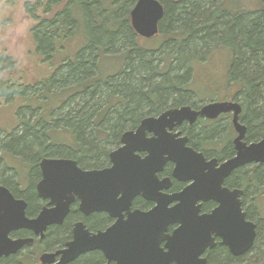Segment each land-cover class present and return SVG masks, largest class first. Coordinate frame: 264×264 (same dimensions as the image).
<instances>
[{
    "label": "trees",
    "instance_id": "trees-1",
    "mask_svg": "<svg viewBox=\"0 0 264 264\" xmlns=\"http://www.w3.org/2000/svg\"><path fill=\"white\" fill-rule=\"evenodd\" d=\"M60 1L61 7L44 15L46 17L42 22L44 30L40 31L38 27L37 36L39 39L35 40L38 42V48L45 50V54L49 53L52 46L56 43L52 42L55 39H59L64 30L70 31L76 21L78 22L76 25L87 27L86 31L89 41L88 43L84 42L73 58L63 59L66 60L65 63H62V60V64L60 63L57 66L53 74L46 81L41 80L40 83L43 87L50 88L51 85L58 81L73 82L72 85H78L83 81L76 87V89H81V95H72L70 98L77 96L83 102H90L91 100L96 105L101 104L98 110L95 111L100 122L94 120L96 115L94 116L93 114L95 112H89L88 109H84L83 105L72 107L70 110L72 113L58 115L53 120L54 123L62 122L64 124L63 129L70 134L73 141L72 144L75 146L68 143L67 145L54 144L49 135H47L49 128L46 130L44 128V124L49 125L51 123L43 122V118L36 120L37 122L32 125L27 123L28 128L32 129L30 136L14 137L8 142L13 141L15 149L23 148L25 151L27 150L28 161H31L28 166L32 167L34 176L36 175L34 156H51V153L61 154L66 152L69 153L66 156L73 157L78 163H82L85 159L88 163L98 164L106 155L104 151L105 142L95 138V133L92 134L93 130H98L100 134H103L105 130H109V135L114 137L127 125L129 129H132L136 126L138 119L144 117L142 116L144 112H147L148 115L150 113L152 115L158 114L161 109L160 106H162L161 103L165 101V97L168 94L175 95V102L170 107L186 103L184 101L185 95L194 92L184 89L187 84L184 79L185 75L190 73V67L184 65V62L189 60V57L185 54L188 51L198 52L197 48L200 45H208L212 41H219L218 43L223 44L225 47L227 46L231 51V63L224 77L223 86L228 85L232 88H238V91L232 96L238 99L243 107L241 120L247 126L246 140L251 141L264 134V9H261L260 12L258 10L245 9L233 10L232 8H226L223 0H177L175 2L170 1L171 6L167 4V1L163 3L160 0L163 7L164 5L165 7L163 16L158 24V32L155 35L159 34L161 30L163 32L165 27L167 29L176 27L178 35L173 34L172 36H178L177 38H180L178 40L181 41H177L176 38L170 39L169 47L164 48V50L168 52L172 61L174 55L183 56L182 58L180 57L181 59L178 58L180 60L178 61L180 63L178 71H182L181 74L173 72L174 75L173 77L171 76V81L169 82L167 81V76L173 70L171 63L169 62L167 68L164 66L159 68L157 63H153L150 60L154 59L152 56L156 52L148 51L138 46L135 48L130 43L133 37L136 36L134 38L136 39L141 36L135 33L130 23L129 10L132 8V4L121 14L120 9L129 0H110L112 4L117 6V10L114 13L106 12L98 5L97 9L90 13V16H87L85 6L93 0ZM74 10L79 11L78 16L74 14ZM49 14L50 17H48ZM113 21L118 22V26H116L114 31L109 30L107 27V23ZM108 26L112 28V25ZM188 42H193L192 50H189V45L186 46ZM116 44L130 46V50H134L132 51L134 56H137L134 57L137 61H132L130 68H125L118 77H102V79H100L101 77H95L85 80L87 76L96 75L97 56L98 58L106 57L108 55L106 52L114 48L117 49ZM94 48H98L101 51V55L95 51L92 52ZM156 55L160 54L157 53ZM127 58H129V55H127ZM142 68L146 71L152 69L145 74ZM59 71H62L60 75H58ZM157 72L160 73L158 74ZM151 73L160 77L158 82L154 81ZM4 83L7 85L9 81ZM152 83L155 85L150 86ZM13 85L10 86L14 87ZM200 91V88L197 89V94ZM113 100L117 102L110 103ZM106 119L114 120L115 122L110 124L112 125L111 127L106 129L104 126L102 129L101 127ZM255 123L257 126L256 130L251 131L250 128ZM194 127L191 133L192 136L188 137L191 140L190 144L195 148H199L203 142L206 143L212 138L217 124L212 123L207 129L198 128L196 125ZM256 132L259 133L257 134ZM113 140L114 138L110 142ZM99 144L103 146L100 150H98ZM7 145L6 142L5 146ZM226 148L227 145L223 149L225 152ZM13 151L12 153L23 157V155L17 153L20 151ZM71 152H75L77 155H72L70 154ZM2 167L0 166V176H3ZM245 176L247 174L242 175V178ZM242 181L246 182L247 178H243ZM65 223L61 227L50 228L49 231L54 232L52 234L54 241L60 240L66 234L65 229H63L66 225ZM257 237L262 238L264 241V220H260L257 224ZM253 248H256L255 241L253 242ZM256 249L253 253L249 252L241 257H234L224 247L213 248L208 255L209 264H234L238 261H240L239 264L244 261L249 264H264V244ZM87 256L83 260L90 263L98 260L95 254H91L92 259L87 258Z\"/></svg>",
    "mask_w": 264,
    "mask_h": 264
},
{
    "label": "water",
    "instance_id": "water-1",
    "mask_svg": "<svg viewBox=\"0 0 264 264\" xmlns=\"http://www.w3.org/2000/svg\"><path fill=\"white\" fill-rule=\"evenodd\" d=\"M163 13L164 7L159 0H135L129 12L131 26L137 35L150 38L158 32ZM241 110L240 102L229 100L206 103L198 110L184 104L167 108L156 116H146L134 130H125L121 134L122 145L108 153L111 166L100 171L82 170L72 159L42 158L38 162L42 179L36 184V190L39 196L49 198V203L55 206L43 208L36 217L28 218L24 213L25 201L15 199L6 187L0 185V254L15 252L29 240L11 239L8 236L11 230L28 228L34 233H43L48 225L60 223L68 211L72 193L79 194L81 188L87 187L90 190L89 196L81 195V207L110 210L107 197L99 193L102 187L107 191V175L112 177L115 205L121 204L112 213L118 216V220L112 228L97 235L83 233L81 225L76 224L75 228L80 235L74 231L73 240L63 250L61 264L72 260L80 252L95 248L102 249L116 264H134L129 258L131 254L139 255L140 264H206V259L200 255L207 246L213 245L210 232L221 236L223 242L229 245L232 254L244 253L253 244L255 224L244 219L245 212L240 208L237 191L230 192L220 187L223 176L233 169L252 162H264V137L257 141L245 140L247 127L239 120ZM228 111L233 113L231 121L236 135L232 144L235 153L224 160L216 171L211 169L210 164L202 163L204 158L201 153L185 146L186 136L174 139L179 133L176 132L174 136L169 134L168 129L183 121L192 124L198 116L214 118ZM146 132H152L153 136L144 138ZM132 141H135L134 146L131 145ZM135 150L147 151L148 155L144 160L136 159ZM155 158L157 164L153 170L158 171L166 161H171L174 164L173 176L183 181L195 178V173H202L205 168H209V172L217 176L215 185L208 189L206 196L203 195L205 189L202 183L198 186L192 183L172 194L150 195L147 198L156 201V206L149 211H135L127 220H122L121 212L127 209L133 195L148 188L149 185L143 184L141 176L145 173L142 169ZM62 173L73 176L66 187L69 190L67 196L61 194L64 187ZM99 175L103 177V184L96 182ZM163 181L161 187L167 188L169 179L164 178ZM224 193L234 195L235 201L226 198ZM119 194L121 196L118 197ZM198 198H212L219 204L212 213L198 215V207L195 206ZM173 200L178 202L168 208L167 204ZM172 223H178V227L166 234L167 226ZM231 223H237L238 226L231 228ZM154 235L157 238L152 243L151 238ZM162 240H165L166 251L157 255L146 252L147 249L158 246V242Z\"/></svg>",
    "mask_w": 264,
    "mask_h": 264
},
{
    "label": "rangeland",
    "instance_id": "rangeland-1",
    "mask_svg": "<svg viewBox=\"0 0 264 264\" xmlns=\"http://www.w3.org/2000/svg\"><path fill=\"white\" fill-rule=\"evenodd\" d=\"M166 1L167 4L171 6L170 1L175 2L177 0H162L163 3H166ZM134 2L135 0H129V2L125 3L124 7L120 9L121 14L124 13L131 4L133 6ZM223 2L226 8H232L233 10L245 9L258 10L260 12L261 9H264V0H223ZM98 5L106 12L114 13L117 10V6L112 4L110 0H93L85 6L87 16H90V13L96 10ZM59 7H61L60 0H0V166H3V176H0V183H5L10 188L15 187L16 183H18L21 188H27L30 184L33 185L37 180V176L33 179L32 167L28 166L31 161H28L29 156H27V150L25 151L23 148L15 149L13 141L8 142L14 137L19 138L18 136L24 135L27 137L30 136V131L32 129L28 128L26 125L27 123L32 125L43 118V122L51 123L49 125L44 124V128L45 130L49 128L47 130V135H49L54 144L67 145L68 143L75 146L72 144L73 141L71 140L70 134L66 133L63 129L64 124L62 122L54 123L53 120L60 114L66 115L69 112L72 113L70 110L76 105H83L84 109H88L89 112L97 111L101 105H96L91 100L90 102H83L77 97L81 95V89H76V87L83 81L78 85H72L73 82L66 83L58 81L51 85L50 88L43 87L40 83L41 80L46 81L47 78L53 74L54 70L63 59L73 58L84 42L86 41V43H88L89 41V36L86 31L87 27L76 25L78 23L76 21L70 31L67 29L64 30L60 38L52 42L56 43L52 46L49 53L45 54V50L38 48V42L35 40L39 39L37 36L38 27L40 31L44 30V25L42 23L43 19L46 18L44 15L53 12ZM74 14L78 16L79 11L74 10ZM48 17H50V14ZM113 22H106L108 29L112 31L118 26V22ZM108 25H112V28ZM177 31L178 29L176 27L172 29H167V27H165L163 32L161 30L159 34L153 37H137L134 39L135 36L130 42L135 48L138 46L139 48L156 52V54L159 53L160 55L154 54V56H152L154 59H150L153 63H157L159 68L161 66L167 68L169 62L171 63L173 70H171L167 76V81L169 82L171 81V76L173 77L174 75L173 72H179V75L182 72L178 71V67L180 66L178 61H180L179 59L183 56L179 54L174 55L172 61L168 52L164 50V48L169 47L170 39L176 38L177 41H181L178 40L180 39L177 38L178 36H172L173 34L178 35ZM119 34L122 35L121 33ZM62 36H64V38H62ZM218 42L219 41H212L208 45H200L197 48L198 52L188 51L185 54L189 57V60L188 62H184V65L190 67V73L185 75L184 79L187 84L184 89H189L194 92L185 95L184 101L186 104L199 106L211 100L231 99V97H233L232 95L238 91L236 87L232 88L228 85L223 86V80L231 63L232 55L227 46L225 47ZM188 45L189 50H192L193 42L186 43V46ZM116 47L117 49L114 48L106 52L108 53L106 57L98 58L97 56L96 78L118 77L122 73L121 71L125 68H130L132 61H137V59L134 58L137 56H134L132 52L134 50H130V46L116 44ZM116 50L118 51L116 52ZM94 51L101 55V51H99L98 48H94L92 52ZM127 55H129V58H127ZM65 61L66 60H63L62 63H65ZM151 69L146 71L142 68L145 74L149 73ZM61 72L62 71H59L58 75H60ZM160 72L157 73L159 74ZM152 73V78L155 82H158L160 77ZM88 78L93 79L95 76H87L85 80ZM7 81H9L10 85L14 84V87L9 84L6 85L4 82ZM154 85L155 84L152 83L150 86ZM199 88L201 91L197 94V89ZM214 89L218 90L215 92ZM72 95L77 96L70 98ZM174 96V94H168L165 97L166 99L161 103L162 106H160L161 109L159 112L173 106L172 104L175 102ZM234 100L239 101L235 98ZM116 102V100H113L110 103ZM93 115H96L94 120H98V114L95 112ZM149 115H152V113ZM142 116H148L147 112H144ZM139 120L140 118L138 121ZM98 122L100 121L98 120ZM114 122V120L106 119L101 128L103 129L105 126L107 129L111 127L112 125L110 124ZM212 123L217 124V128L212 138L206 141V143L203 142L200 147L209 154H219L220 151L218 150L225 149L227 145L225 156L231 155L233 152L232 139L236 135L231 121L228 122L226 119H221L217 122L199 120L194 124H196L198 128L207 129ZM256 127L255 123L254 126L250 128L251 131L256 130ZM128 129L127 125L114 137L109 135V130H105L103 134H100L98 130H93L92 134L95 133V138L105 142L104 151L106 155H104V158L98 164L88 163L84 159L81 165L86 167L107 164L108 153L118 143L120 134ZM259 132L256 133L258 134ZM262 137H264V134L252 139V141H257ZM112 138H114V140L110 142ZM107 140H109V142H107ZM6 142L8 144L7 146H5ZM102 147L103 146L99 144L98 150ZM12 149L20 151L17 153L23 155L24 158L18 154L12 153ZM66 154L69 153H51L52 157L66 156ZM70 154L77 155L75 152H71ZM42 156L43 155L34 156L33 159L36 163V167L38 160ZM5 166L12 169H6ZM29 174L32 177H30ZM240 174L241 176L247 174V176L243 177L247 178V181H242V183L245 185L243 189H245V197L248 202L244 203L243 207L247 210L249 215H252L255 223L258 224L260 220H264V164H260L259 167H253V169L248 165L240 171ZM52 244L53 243H47L48 246ZM263 244V239L257 237L255 240L256 248ZM256 248L252 249V253L254 250H257ZM20 261H24V259ZM241 264L249 263L244 261Z\"/></svg>",
    "mask_w": 264,
    "mask_h": 264
},
{
    "label": "flooded vegetation",
    "instance_id": "flooded-vegetation-1",
    "mask_svg": "<svg viewBox=\"0 0 264 264\" xmlns=\"http://www.w3.org/2000/svg\"><path fill=\"white\" fill-rule=\"evenodd\" d=\"M64 38V36H62ZM96 77V75H95ZM218 89H214L216 92ZM229 100H234L233 97L231 99H223V100H211L208 102H204L199 106H195L193 104H190V106L198 110L201 108L202 105L210 102H220V101H229ZM236 101V100H235ZM186 103H183L181 105H184ZM179 105V106H181ZM189 105V104H188ZM242 105V104H241ZM159 114V113H158ZM243 114V107L242 110L239 114V120H241V116ZM157 115V114H156ZM232 111L228 112H223L220 113L218 116L214 118L210 117H204V116H198V118L195 120V122H198L199 120H204V121H212V122H217L221 119H226L228 122L232 120ZM198 120V121H197ZM140 120L137 122L136 126L139 124ZM194 122V123H195ZM190 124L187 121H183L181 124L174 126L171 129H168L169 134L173 135L178 132L179 134L174 136V139L180 138L181 136H186L187 140L185 141V146L191 147L193 150H195L198 153H201L203 155V162H206L204 164H210L213 169V171H216V169L219 168L220 164L232 157L235 153L233 144H232V149L233 152L229 156H225V151L223 149H220L219 154H209L208 152L202 150L201 147L195 148L190 144V139L188 136H192V131L195 128L194 126L196 124ZM243 123V122H242ZM232 124V121H231ZM245 124V123H244ZM135 126V127H136ZM129 129V130H134L135 129ZM247 127V126H246ZM234 129V128H233ZM247 131V130H246ZM122 134V133H121ZM118 139V143L114 146V149L118 148L120 144V137ZM153 136L152 132H146L145 135L143 136L144 138H151ZM233 140V139H232ZM246 140V136H245ZM247 141V140H246ZM252 141V140H251ZM135 141L131 142V145L134 146ZM136 145H139L136 144ZM111 150V151H112ZM134 154L136 157L134 158H139V160H144L148 152L143 151V150H135ZM108 157V162L105 165H95V166H82L76 159L73 157H67V156H59V157H52L48 155L42 156L39 160L42 158H62V159H72L76 161V164L78 167H80L82 170H103L104 168H109L111 166V161ZM38 160V162H39ZM157 164V159H151L149 161V164L147 166H144L142 169L144 171V175L141 176L143 179V184L149 185L147 189L145 190H140L138 193H135L133 197L130 199V203L127 207V209L123 210L121 212V219L122 220H127L129 216L135 212V211H149L151 210L154 206L157 205V202L147 198L150 197V195H156L157 193H164V194H172L181 191L184 189L187 185H190L193 183L194 186H198L200 183L204 185V196L207 195L208 189L211 188L213 185H215V179L217 176H214L212 173H210L209 168H205L202 173H195V178H191L190 180L183 181L179 180L176 177L173 176V168L174 164L171 161H166L165 164L162 166L160 170H153V168ZM260 164L263 163H249L240 167H237L230 171L227 175L223 176L221 182H220V187L223 189H227L228 191L236 192L239 194V199H240V208L242 211L245 212L244 219L250 222H253L255 224V232H257V223L253 220L252 215H249L247 210L243 207V204L248 202L246 197H245V189L243 187L245 186L242 183V176L240 174V171L250 165V168L253 169V167H259ZM6 169H9L10 167L5 166ZM29 168V167H28ZM12 169V168H10ZM217 175V174H216ZM30 176V174H29ZM37 176V180L33 185H29L27 188H21L18 183H16L15 187H8L7 184L5 183H0L1 186L6 187L11 195L15 199H22L25 201L26 206H25V216L28 218H34L38 215L41 209L43 208H53L55 205L49 203V198L43 196H39L38 192L36 190V184L42 179V171L41 168L39 167L37 163L36 167V175L33 176L35 179ZM184 176V174L182 175ZM241 176V180H240ZM32 177V176H30ZM164 178L169 179L167 181L168 187L167 188H162L161 186L164 184ZM61 179L63 180V188L61 190V194L64 196H67L69 194V190L66 189L68 187V183L73 179V176L71 175H66L62 173ZM96 182H102L103 184V177L101 175L97 176ZM106 182H107V191L105 192L103 190V187L100 189L99 193L103 194L107 197V201L110 203V210H105L102 208L98 209H91L86 206H82V196H89L90 195V190L85 188H81L79 190V194L77 193H72L73 198L72 201L70 202L68 206V211L67 213L63 216L62 220L60 223H53L50 224L46 227L43 233H34L33 230L28 229V228H21L17 230H11L8 233V236L11 239H18V238H23V239H29L26 241L22 246L18 249H16L15 252H11L8 254H0V264H61L60 259L63 256V250L67 248V244L73 240L74 237V231L79 232L77 228H75L76 224H80L83 230V233H87L88 235H97L98 233H103L106 230H109L112 228L116 221L118 220V216L112 215V213L117 210L120 207V203L115 205V196H114V188H113V183H112V177L110 175H107L106 177ZM159 186V188H157ZM219 194L220 192L217 191ZM121 196V194L118 195V197ZM224 196L231 201H235L234 195L231 194H226L224 193ZM178 201L173 200L172 202H169L167 204V207H172L174 206ZM218 202L212 198H207V199H202L198 198L195 202V206L198 207L197 213L198 215H205V214H210L212 211L218 206ZM250 207V206H249ZM253 209L252 207H250ZM132 216V215H131ZM234 217V216H233ZM235 218V217H234ZM237 220V218H235ZM66 222L65 226L63 229H65L66 234L58 241H54V237L52 234L54 232H50V228H55V227H61L63 223ZM137 226V225H135ZM238 226L237 223H231L230 227L231 228H236ZM178 227V223H172L167 226L166 234H170L175 228ZM62 229V230H63ZM80 235V233H78ZM211 237L213 238V245L212 246H207L202 254L200 255L201 257H204L206 259V264H209V259L208 255L211 249L213 248H218V247H224L225 250H227L229 253L232 254L229 245L226 242H223V238L219 235H216L214 232H210ZM156 235H154L151 238V242L153 243L156 240ZM256 240V234L254 236V241ZM253 241V242H254ZM110 242L112 243L113 240ZM47 243H53L51 246H48ZM165 240L159 241L158 246H153L151 249H147L146 252H152L155 255L157 254H162L164 251L167 250V248L164 246ZM253 244L252 246L245 251L242 254L239 255H234V257H241L246 253H249L250 251L252 252ZM91 254H95L98 257V260L95 261L94 263L87 262L86 260H83V258L87 256V258H91ZM51 257V259H50ZM20 258V259H19ZM129 258L134 262V264H140L139 263V255H130ZM24 259V261H20ZM50 259V260H49ZM95 259V257H94ZM240 261L235 262L234 264H239ZM242 263V262H241ZM64 264H116V261L113 259H109L105 255L102 249L100 248H95V249H90V250H85L83 252H80L77 254L72 260L65 262ZM166 264H175L174 262H168Z\"/></svg>",
    "mask_w": 264,
    "mask_h": 264
}]
</instances>
